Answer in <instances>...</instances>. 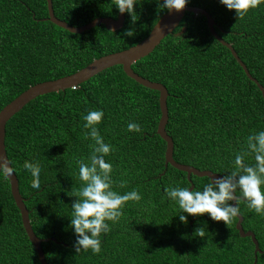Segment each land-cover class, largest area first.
<instances>
[{"label": "trees", "instance_id": "1", "mask_svg": "<svg viewBox=\"0 0 264 264\" xmlns=\"http://www.w3.org/2000/svg\"><path fill=\"white\" fill-rule=\"evenodd\" d=\"M54 15L73 27L96 18H117L111 0H51ZM134 21L125 13L120 30L104 25L72 34L51 23L46 0H0V111L29 87L71 75L102 56L126 50L145 39L166 13L156 0H136ZM205 10L216 33L236 52L249 74L264 89V0L243 19L219 0H187ZM184 28V32L181 30ZM134 35H124L126 30ZM181 32V33H180ZM179 34V35H176ZM139 76L168 91L165 127L173 141L175 162L223 175L245 138L264 130V98L229 49L210 33L206 18L185 13L182 21L146 57L131 65ZM159 93L127 77L113 66L86 82L39 96L13 115L5 127V151L16 169L18 189L34 234L48 264H264V215L240 204L242 228L251 231L262 253L254 256L250 237L242 238L237 218L225 225L205 213L187 215L164 194L170 185L191 184L201 190L207 177L167 165L166 144L157 134ZM102 109L98 125L114 150L113 190L135 188L139 201L126 202L111 230L101 234L98 253L76 254L69 226L70 206L78 190L77 161L91 152L83 133V115ZM130 121L142 132L127 131ZM25 160L39 162L41 190L30 187ZM253 163V157H246ZM127 184L121 186L120 181ZM112 224L111 221H109ZM203 228L201 236L196 230ZM54 239V240H53ZM0 264H40L12 198L9 181L0 177Z\"/></svg>", "mask_w": 264, "mask_h": 264}, {"label": "clouds", "instance_id": "2", "mask_svg": "<svg viewBox=\"0 0 264 264\" xmlns=\"http://www.w3.org/2000/svg\"><path fill=\"white\" fill-rule=\"evenodd\" d=\"M186 2L187 0H156L160 9L177 12L184 8ZM261 2L262 0H219L227 10L234 11L237 19H243ZM135 4L136 0H114L113 6L119 13H127L134 21ZM124 35L132 37L134 30H126ZM103 116L102 109H94L82 117L83 128L87 130L83 136L90 139L91 152L86 159L77 161L80 184L70 206L69 226L75 236L72 247L76 254L89 250L93 253L100 252L101 234L108 233L112 225L120 220L126 202L141 200V195L135 188L123 193L113 190V165L105 157L114 148L100 134L98 125ZM127 131L140 134L142 128L138 122L130 121ZM245 143L246 150L237 152L230 161V170L223 175L208 176L201 190H190L189 185L182 187L179 184L164 189L166 198L179 210L177 216L180 222L186 223L187 215L199 216L206 213L211 220L222 221L227 225L239 215L240 204L246 205L250 211L264 215V130L248 134ZM248 155L253 157V163L246 161ZM22 167L31 175L30 187L41 190L40 163L25 160ZM15 171L11 161L0 158V177L10 178ZM119 183L123 186L127 181L121 180ZM196 231L201 236L205 232L203 228Z\"/></svg>", "mask_w": 264, "mask_h": 264}, {"label": "water", "instance_id": "3", "mask_svg": "<svg viewBox=\"0 0 264 264\" xmlns=\"http://www.w3.org/2000/svg\"><path fill=\"white\" fill-rule=\"evenodd\" d=\"M47 3V9H48V20L53 23L54 25L72 33V34H81L84 33L95 26L98 25H104L106 29L110 31H116L120 30L125 21V13L121 14L118 12L117 18H96L92 20L91 22L80 26V27H73L69 25L68 23L58 19L53 12V6L51 0H46ZM190 12L195 15H202L206 18L207 26L210 31V33L213 35L215 39L219 43H221L223 46H225L229 51L231 52L232 56L235 58V60L238 62L240 67L243 69L245 75L254 82L257 87L260 89L262 96L264 98V89L257 83V81L249 74L246 66L244 63L240 60V58L237 56L234 49L231 47L230 44L225 42L215 31L214 26L215 23L205 10L191 7L187 5V2L182 10L179 12L173 10V11H166V13L157 21V23L154 25V27L151 29L148 36L143 39L138 44L112 54H108L105 56H102L98 59L93 60L91 63H89L84 68L78 70L77 72L58 78L56 80L46 81L42 82L36 85H33L29 87L26 91L21 93L18 97H16L13 101H11L9 104H7L1 111H0V158L8 160L6 151H5V145H4V139H5V127L6 123L9 121V119L18 113L26 104H28L33 99L46 95L49 93H56L59 91H65L67 89L73 88L75 86H78L93 76L101 73L102 71H105L106 69H109L113 66H121L123 69V72L126 74L127 77L131 78L138 84L142 85L143 87H146L151 90H155L159 93V109H160V119L157 124L156 134L164 140L166 144L165 153H164V166L165 168L167 165H171L173 168L185 172L187 179L189 182H191L190 177L191 175H194L196 177H207L216 175L219 176V174L213 173L208 170H198L194 167L179 164L174 161L173 159V141L172 138L167 134L165 127L168 121V110H167V97H168V91L167 89L160 83L152 82L148 79H145L138 74H136L132 68L131 65L138 60L146 57L149 55L160 43L161 41L167 37L168 35L173 34V31L176 29V27L180 24L182 21L185 13ZM181 32H184V28L181 30ZM180 32V33H181ZM179 35V34H176ZM9 181V187L10 192L12 195V198L14 200V203L20 213L22 225L24 228V231L30 241V243L33 245L35 252L38 256L40 264H48L45 260L41 243L46 242L49 239H39L33 232L32 226L30 224L29 220V212L24 204V200L21 197L18 189V180L15 176V174H12L10 178H7ZM191 188H194V186L191 184ZM234 203V202H233ZM236 222V229L239 233V236L242 238L250 237L251 241L254 244V256L256 262V254L262 253L258 247V242L255 239L254 234L251 231L245 232L242 228V221L243 218L239 214L237 217ZM54 240V239H53Z\"/></svg>", "mask_w": 264, "mask_h": 264}]
</instances>
